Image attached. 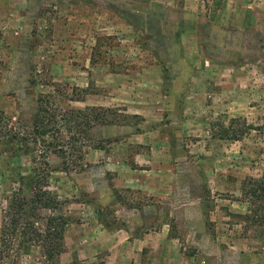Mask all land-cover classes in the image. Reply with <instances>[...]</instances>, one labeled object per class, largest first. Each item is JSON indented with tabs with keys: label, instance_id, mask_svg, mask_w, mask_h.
<instances>
[{
	"label": "rangeland",
	"instance_id": "obj_1",
	"mask_svg": "<svg viewBox=\"0 0 264 264\" xmlns=\"http://www.w3.org/2000/svg\"><path fill=\"white\" fill-rule=\"evenodd\" d=\"M35 73L120 119L75 170L49 154L56 213L81 222L63 263L264 264L241 200L264 171V0H0V227L28 165L6 114L31 111ZM41 262L32 247L4 264Z\"/></svg>",
	"mask_w": 264,
	"mask_h": 264
},
{
	"label": "trees",
	"instance_id": "obj_2",
	"mask_svg": "<svg viewBox=\"0 0 264 264\" xmlns=\"http://www.w3.org/2000/svg\"><path fill=\"white\" fill-rule=\"evenodd\" d=\"M31 83L43 88L37 89V99L31 111L15 119L13 115L6 114V152L22 155L28 165L24 168L26 174H19L16 179L18 188L13 191L3 210L0 264L32 247L40 249L41 264H65L61 259L66 252L65 232L73 219L56 213L61 209V201L50 188L54 167L49 162V154L59 156L65 170H75L82 164L88 144L94 148H104L105 139L94 136L97 126L113 120L119 122L120 119L116 117L118 113L113 108L65 106L62 98L70 95L51 75L37 77L35 73ZM81 96L69 99L81 100ZM129 117L139 118L137 124L144 120L138 114ZM253 128L248 126V129ZM260 129L264 133V124ZM2 136L0 130V142ZM241 193V200L248 205L243 218L250 227L263 225L264 171L260 176L245 178ZM45 211L51 213L45 215Z\"/></svg>",
	"mask_w": 264,
	"mask_h": 264
},
{
	"label": "crops",
	"instance_id": "obj_3",
	"mask_svg": "<svg viewBox=\"0 0 264 264\" xmlns=\"http://www.w3.org/2000/svg\"><path fill=\"white\" fill-rule=\"evenodd\" d=\"M128 177H129V175H127ZM126 176V177H127ZM129 178H127L126 180H128ZM119 181H121V179L119 178V180H118V182ZM154 190H155V188H151L150 187V191L152 192V195H154ZM147 194H149V187H147ZM117 205H120L119 203L118 204H116L115 206H117ZM73 219V218H72ZM80 221H77V220H74L73 219V222H71L70 224H69V226L67 227V229H66V233L71 229V228H73L74 227V229L71 231V233H70V235L72 236V238H74L76 235H74V230H75V226H79L80 225ZM83 224H85V223H83ZM102 226H103V224H102ZM68 234V233H67ZM82 236H91V232H87V233H82ZM67 249V248H66Z\"/></svg>",
	"mask_w": 264,
	"mask_h": 264
}]
</instances>
